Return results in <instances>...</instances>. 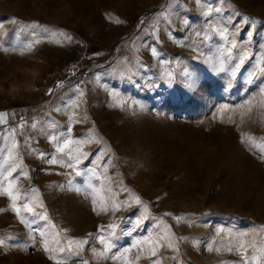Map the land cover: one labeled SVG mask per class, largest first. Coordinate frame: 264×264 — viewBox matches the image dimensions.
Segmentation results:
<instances>
[{"label":"rangeland","instance_id":"374dc122","mask_svg":"<svg viewBox=\"0 0 264 264\" xmlns=\"http://www.w3.org/2000/svg\"><path fill=\"white\" fill-rule=\"evenodd\" d=\"M0 25V186L12 149L47 216L0 195V264H264V0H0ZM66 139L75 170L47 163Z\"/></svg>","mask_w":264,"mask_h":264},{"label":"snow or ice","instance_id":"6c2138e0","mask_svg":"<svg viewBox=\"0 0 264 264\" xmlns=\"http://www.w3.org/2000/svg\"><path fill=\"white\" fill-rule=\"evenodd\" d=\"M12 22L13 23H18L15 18H12ZM116 22L120 23L121 21L117 18ZM244 23L245 24L249 23V18L248 17H244ZM0 27H2V25H0ZM221 35H224V33L221 32ZM249 35H251V33H249ZM67 39L70 40L71 37H67ZM30 47H31V45H29V48ZM153 51H155V49H153ZM261 59H262V61H264V56H262ZM242 63H243V59L241 60V64ZM49 91L51 92V89ZM248 112H251V107L248 108ZM6 115H7V113H0V123L6 122L4 120V117H6ZM20 127H23V124H21ZM33 127H35V125H33ZM14 132H15V129H13V133ZM52 139L56 140V137H52ZM260 139H261L262 143L258 144L256 142L257 138L253 137L252 135L247 134V133H242L241 134V141L243 143H247L250 147L257 149L259 151V154L262 156V158H264V138H260ZM25 143H27V141H25ZM71 143H72L71 140L66 139V140H64V143L62 145L61 144H57V149H56L57 152L64 153L65 149H69V146H70ZM16 147H17V145L13 144L12 148H16ZM67 155L69 157V161L68 162H65L63 160H59L58 161L55 157H53L52 159L48 160L47 163L56 164V163L59 162V163L63 164L65 167L75 170L76 166L81 163V158L80 157L83 156L84 158H87V156L89 154L88 153H79V154L73 156L72 151L69 149ZM15 160H16V158L13 156L12 149H9L8 150V156H7V159L5 160V163L6 164L10 163V167L7 170V175L3 177L4 181H7V186L6 187L0 186V195H6V196H8L10 198L11 210L16 213L17 217L21 220L22 223H24V224H29V223L36 224L37 219L47 220L46 214H42V213H37L36 212L35 208L31 204V201L28 199V193L27 192H21L16 187V181L19 179V176L20 175H26V173L21 172V173H18L16 176H13V173H15L16 170H17V166H16V163H15ZM72 160H75V164H73L71 162ZM105 171H106V166H105ZM79 174L80 173L77 171L76 175H79ZM92 174L96 175L95 170H93ZM105 179H107V178L105 177ZM69 184H71V181H69ZM89 187H93V186L91 184H89ZM101 188H103V185L101 186ZM75 190L77 192L81 191L80 188H76ZM96 191L97 190L93 187V192H96ZM22 200L24 202L20 203V201H22ZM92 203H93V206H94L93 210L97 211V207H96L97 203H98L97 199L93 198ZM136 203L137 204L141 203V200H140L139 197H136ZM40 207H43L42 203L40 204ZM119 207H120V205L118 203H116L115 200L113 199L112 209L113 210H118ZM108 210H109L108 203L106 202L105 198L103 196H101L100 200H99V211L107 212ZM0 211H3V209H0ZM23 213L31 214L33 216V219L29 222L28 219L23 215ZM176 219L179 220L180 217H176ZM137 224L139 226V224H140L139 220L137 221ZM108 227H109V229H114L115 225H109ZM33 231H39V229H33ZM40 235L43 236L45 234L43 232H41ZM112 235H114V232L110 231L109 232V236H112ZM7 239H13V238L9 237ZM99 240H100V243L104 245V248H103L102 251H97V250L93 249V252H94L96 258H98V259H107V258H109L107 256V253L111 250L112 247H115V245L112 244L111 241L106 239L104 236H100ZM82 243H87V241H83ZM4 245H6V238L0 237V246H4ZM77 247H80V243L77 244ZM168 247L174 248L175 246L172 243L169 242ZM71 248H72V242L70 241L68 243V250L66 252V258L67 259H71V257H72ZM44 251L45 252H49L50 251L48 241H44ZM58 251L61 252V253H65L66 250L63 247H60L58 249ZM124 251H125V253H127L128 251H130V249H125ZM151 255L152 256L156 255L155 249H153L151 251ZM50 258H52V257H50ZM110 258L115 260V259H117V256L113 255ZM139 258L140 257L137 256V260ZM56 264H62V261L60 259H57ZM81 264H88V261H86V260L85 261H81ZM152 264H159V261H153Z\"/></svg>","mask_w":264,"mask_h":264}]
</instances>
